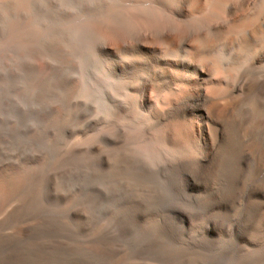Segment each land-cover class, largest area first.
I'll list each match as a JSON object with an SVG mask.
<instances>
[{
  "label": "bare ground",
  "instance_id": "obj_1",
  "mask_svg": "<svg viewBox=\"0 0 264 264\" xmlns=\"http://www.w3.org/2000/svg\"><path fill=\"white\" fill-rule=\"evenodd\" d=\"M66 2L76 11L58 0H0V73L14 77L0 87V121L16 115L25 125L29 116L41 118L71 102H81L83 114L99 106L128 120L84 143L78 135L82 145L77 142L63 172L1 174L0 264H121L116 254L137 244L150 256L125 264H223L228 257L233 264H264V13L242 0L227 7L228 22L213 29L222 43L204 51L173 44V58L161 59L157 48L122 40L109 23L108 0ZM156 2L179 17L190 14L189 5L203 10V0ZM221 47L229 57L226 67L247 61L234 79L212 78L201 61ZM82 72L85 85L63 94V84ZM27 75L37 82L16 95ZM21 130L4 133L0 148L18 151ZM4 156L0 151V163ZM74 187L92 192L69 214V206L61 209L56 200ZM119 202L130 205L101 223ZM238 205L243 207L235 216ZM160 207L169 210L166 221L142 228L139 218ZM199 214L208 217L192 226ZM95 221V231L83 235ZM226 227L235 235L224 242ZM252 248L257 255L241 261L240 253Z\"/></svg>",
  "mask_w": 264,
  "mask_h": 264
},
{
  "label": "rangeland",
  "instance_id": "obj_2",
  "mask_svg": "<svg viewBox=\"0 0 264 264\" xmlns=\"http://www.w3.org/2000/svg\"><path fill=\"white\" fill-rule=\"evenodd\" d=\"M58 23V20L56 21ZM23 56V55H22ZM25 56V55H24ZM2 74V75H1ZM4 74V75H3ZM82 74V77H77ZM9 77H8V76ZM0 87L1 86H6L12 83L14 81V77L12 74L10 75L7 73H0ZM29 77V78H28ZM13 78V79H12ZM32 78V79H30ZM76 78V79H75ZM88 76L86 73H78L76 76L71 77L69 80L63 84L61 87V91L63 94H72L74 92H78L87 82ZM11 79V80H10ZM23 81H22V80ZM20 81L18 82L17 86L14 89V93L16 95H24L26 94V91H29L32 87V84L37 82L36 77L33 75H27L22 77ZM29 79V80H27ZM79 79V80H78ZM85 79V80H84ZM9 80V81H8ZM3 81V82H2ZM8 81V82H7ZM11 81V82H10ZM25 81V82H24ZM28 81V82H26ZM36 81V82H35ZM78 82V83H77ZM83 82V83H82ZM72 83V84H71ZM24 84V86H23ZM33 84V85H34ZM71 85V87H70ZM75 85V86H74ZM73 86V87H72ZM80 87V88H79ZM27 88V89H26ZM71 88V89H70ZM73 88V89H72ZM26 89V90H25ZM78 89V90H77ZM0 103L3 99V91L0 88ZM73 90V91H72ZM69 91V92H68ZM2 98V99H1ZM74 105V106H73ZM82 106V107H81ZM62 107V108H61ZM100 111H99V109ZM56 109V110H55ZM78 109V110H77ZM106 109V108H104ZM77 110V111H76ZM83 105H81V102H71L67 103L65 105H58L57 107H53L50 109L44 116L41 118L39 116L32 117L29 116L27 120L25 121V125L22 124V120L19 116L14 115L13 117H10L9 119L1 120L0 121V137L9 131H14V130H19L20 135H19V149L18 151H15V153H10V149L7 146H3L0 148V151L6 155L3 158L1 163H0V179H2V175L7 173V174H18V173H33V172H38L41 176H50L54 175L56 173H60L61 171H65L70 168L71 166V156L73 151L80 146L79 144L82 145L85 141L92 139L94 135H96L100 130L106 127H113L115 126V123L121 124L125 123V121L128 120L126 117H122L117 113V110H112L109 109L108 113L107 111L103 110V108L99 106H95L92 108L91 112L89 114L85 113L83 114ZM98 110V111H97ZM107 110V109H106ZM97 111V112H96ZM103 111V112H102ZM62 112V113H61ZM77 112V113H76ZM80 112V113H79ZM82 112V113H81ZM94 112V114H93ZM51 113V115H50ZM75 113V114H74ZM97 113V115H96ZM111 113V114H110ZM56 116H55V115ZM73 114V115H72ZM103 114L104 118H103ZM58 115V116H57ZM95 116L93 118V116ZM101 115V116H100ZM55 116V117H54ZM69 116V117H68ZM71 116V118H70ZM114 116V117H113ZM58 117V118H57ZM66 117V118H65ZM81 117V118H80ZM92 117V118H91ZM112 117V118H110ZM56 118V119H55ZM76 118V119H75ZM111 119V120H110ZM36 120V121H35ZM39 120V121H38ZM55 120V121H54ZM80 120V121H79ZM95 120V121H94ZM8 121V122H7ZM42 121V123H41ZM54 121V122H53ZM67 121V122H66ZM76 121V122H75ZM103 121V122H102ZM112 121V122H111ZM7 122V123H6ZM20 122V123H19ZM61 122V124H59ZM102 122V123H101ZM108 122V124H107ZM121 122V123H120ZM2 123V124H1ZM42 126H40V124ZM53 123V125H51ZM111 123V124H110ZM76 124V125H75ZM19 125V126H18ZM37 125V126H36ZM80 125V126H79ZM6 126V127H5ZM10 126V127H9ZM18 126V127H17ZM56 126V127H55ZM60 126V128L58 127ZM95 126V127H94ZM17 127V128H16ZM32 127V128H31ZM40 127V128H39ZM80 127V128H79ZM94 127V128H93ZM7 128V129H6ZM75 128V129H74ZM3 129V130H2ZM11 129V130H10ZM31 129V130H30ZM50 129V130H49ZM52 129V130H51ZM59 129V130H58ZM7 130V131H6ZM85 130V131H84ZM87 130V131H86ZM96 130V131H95ZM5 131V132H4ZM36 131V132H35ZM57 131V132H56ZM89 131V132H88ZM95 131V132H94ZM98 131V132H97ZM24 132V133H23ZM28 132V134H27ZM38 132V133H37ZM54 134H53V133ZM58 132H60L58 134ZM86 132V133H85ZM36 133V134H35ZM46 133V134H45ZM25 134V135H23ZM57 134V135H56ZM86 134V135H85ZM23 135V136H22ZM45 135V136H44ZM77 135V137H76ZM79 135V139L78 138ZM82 135V136H81ZM35 137V138H34ZM47 137V138H46ZM74 137L78 138L79 140L76 141ZM25 138V139H23ZM37 138V139H36ZM32 139V140H31ZM48 139V140H47ZM58 139V141H56ZM72 139L74 141H72ZM28 140V141H27ZM42 141V142H41ZM46 141V142H45ZM71 141V142H70ZM82 141V143H80ZM31 142V143H30ZM38 145H36L37 143ZM69 142V143H68ZM77 142L79 144H77ZM25 147H22L23 144ZM29 143V144H28ZM44 143V144H43ZM46 143V144H45ZM62 143V144H61ZM66 143V144H65ZM35 144V145H34ZM60 144V145H58ZM65 144V145H64ZM70 144V147H69ZM75 144V147L74 145ZM29 145V146H28ZM39 145H41L39 147ZM43 145V146H42ZM56 145V146H55ZM64 145V147H63ZM68 145V147H66ZM36 146V147H35ZM55 146V147H54ZM60 146V147H59ZM73 146V148H72ZM7 147V148H6ZM22 147V148H21ZM5 148V150H4ZM40 148V149H39ZM56 148V149H54ZM72 148V149H71ZM50 149V150H49ZM32 150V151H31ZM52 150V151H51ZM61 150V151H60ZM71 150V151H69ZM61 153H59V152ZM64 151V152H63ZM69 151V152H66ZM38 152V153H37ZM55 152V153H54ZM11 154V155H9ZM30 155V156H29ZM54 155V156H53ZM47 157V158H46ZM65 160H64V158ZM63 158V159H62ZM28 159V160H27ZM44 159V160H43ZM51 161H50V160ZM57 159L56 161H54ZM62 159V160H61ZM59 160V161H58ZM5 161V162H3ZM14 161V162H13ZM43 161V162H42ZM46 161V162H45ZM69 161V162H68ZM38 162V163H37ZM50 162V163H49ZM59 162V163H57ZM12 163V164H11ZM64 165H63V164ZM32 164V165H31ZM42 164V165H41ZM51 164V165H50ZM34 165V166H33ZM45 167H44V166ZM55 165V166H54ZM59 165V168H58ZM67 165V166H65ZM6 168H5V167ZM17 166V167H16ZM23 166V167H22ZM29 166V167H28ZM32 166V167H31ZM38 166V167H37ZM2 167V168H1ZM28 167V168H27ZM34 167V168H33ZM50 169H49V168ZM4 168V169H3ZM37 168V169H36ZM48 168V169H46ZM21 171H20V170ZM32 169V170H30ZM42 169V170H41ZM53 169V170H52ZM8 170V171H6ZM30 170V171H29ZM58 170V171H57ZM57 171V172H56ZM43 172V173H42ZM2 174V175H1ZM160 182L163 184L165 183V179L161 178L159 179ZM216 184H213L212 191L215 190L217 187ZM83 189V190H82ZM90 188H83V187H74V189H70L64 196L61 198H58L56 200V204L59 208L61 209H66L68 206V213H74L75 209L78 208V201L79 200H86L88 197V192L90 191ZM77 192V193H76ZM80 194V195H79ZM91 194V193H90ZM87 196V197H85ZM85 197V198H83ZM75 200V201H74ZM17 199H13L10 207H12L16 203ZM68 201V202H67ZM72 201V202H71ZM74 202V203H73ZM73 203V204H72ZM77 203V204H76ZM129 203H124V202H119L117 204L112 205L109 209H107L104 214L101 216L102 218L99 219L101 223H109L113 221L120 213L121 211L125 210L127 207H129ZM65 206V207H64ZM127 206V207H126ZM63 207V208H62ZM77 207V208H76ZM243 206L238 205L236 207L237 210H235V216H238L239 211H241ZM161 209V210H160ZM71 212V213H70ZM154 212V213H153ZM148 214V215H147ZM151 214V215H150ZM153 214V215H152ZM168 214V215H167ZM148 216V217H147ZM162 216V218H161ZM169 216V210L167 208H156L155 210L152 209L146 214L144 213L140 218L138 223L141 225L142 228H147L150 226H156V225H162L166 221V217ZM208 215L207 214H199L196 215L195 217L192 218L191 223L192 226H196L197 224L205 221L207 219ZM1 218V216H0ZM198 219V220H197ZM98 221V220H97ZM95 221V223H92L89 227L85 228L82 231L83 235H89L92 232L95 231L97 228L98 222ZM142 223V224H141ZM148 223V224H147ZM150 224V225H149ZM92 226V227H91ZM96 226V227H95ZM94 228V231H93ZM231 228V227H230ZM229 227L225 228V235H223L222 240L228 241L230 239L234 238L235 231L233 228L230 229ZM1 230V229H0ZM91 230V231H90ZM228 230V231H227ZM192 233L194 232V229L192 228ZM230 236V237H229ZM232 236V237H231ZM182 238V236H181ZM133 247V248H132ZM127 246L123 248L119 253L116 254L117 258L120 257L119 263L125 264V263H130L134 259H137V257L142 256L143 258H147L150 256L149 250L144 249L141 250L140 247L137 245L135 246ZM135 247V248H134ZM139 247V248H138ZM131 249V250H128ZM135 249V250H134ZM255 249V248H254ZM252 248V251H243L240 253L239 258L241 261H244L248 256L253 257L254 255H257V251H255ZM123 252V253H122ZM135 252V253H134ZM145 252V253H143ZM149 252V253H148ZM119 254V255H118ZM134 254V256H133ZM139 254V255H138ZM245 254V255H244ZM132 255V256H131ZM136 255V257H135ZM243 255V256H242ZM252 255V256H251ZM146 256V257H145ZM245 258V259H244ZM133 259V260H132ZM229 262V263H228ZM73 264H86V263H73ZM88 264H109L108 261H101L97 263H88ZM115 264V263H114ZM117 264V263H116ZM223 264H233L232 258L228 257Z\"/></svg>",
  "mask_w": 264,
  "mask_h": 264
},
{
  "label": "clouds",
  "instance_id": "obj_3",
  "mask_svg": "<svg viewBox=\"0 0 264 264\" xmlns=\"http://www.w3.org/2000/svg\"><path fill=\"white\" fill-rule=\"evenodd\" d=\"M108 2L112 5L109 23L118 29L122 40L129 44L139 40L142 46L159 49L161 59H170L173 58L170 55L173 44L188 45L189 48L204 51L222 43L213 29L227 23L229 19L227 7H238L242 0H203L202 11L194 12L193 5H189L190 14L185 17L177 16L156 0H108ZM249 2L256 4L261 13H264V0ZM58 3L69 12L76 11V8L66 0H58ZM238 31L239 34H243V30ZM201 61L209 65L212 78L226 81L238 77L247 66L245 61L238 67H226L229 57L224 54L222 47L211 55L203 56Z\"/></svg>",
  "mask_w": 264,
  "mask_h": 264
}]
</instances>
